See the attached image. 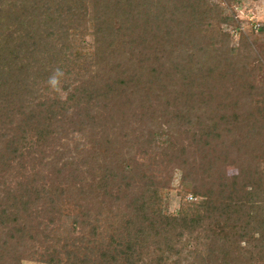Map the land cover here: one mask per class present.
I'll return each instance as SVG.
<instances>
[{
    "label": "rangeland",
    "instance_id": "obj_1",
    "mask_svg": "<svg viewBox=\"0 0 264 264\" xmlns=\"http://www.w3.org/2000/svg\"><path fill=\"white\" fill-rule=\"evenodd\" d=\"M198 1L206 6L197 8L198 12L194 14L201 17L202 23L187 25L183 19L174 20L172 17L181 15H172V8L168 7L162 11L167 22L158 36L152 38L159 48L158 64L166 62L165 67L169 68L172 65L163 58L167 56L160 45L174 27L168 49L174 48L175 59L180 64L192 63L199 77L198 84L205 83L206 87L194 89L196 96L207 98L204 108H219V101L227 104L234 101L245 112L242 120L231 127V132H226V137L212 140L211 146L204 149L208 157L220 160L219 169L209 172L211 177L217 173L233 176L242 169L240 160L248 158L254 166L258 162L262 167L264 164V0ZM96 2L0 0V33H4L3 37L12 32L15 36L22 33L19 24L20 21L28 24L25 17L28 12L34 17L43 12L39 18L35 17L39 26L46 37L47 33L55 34L48 37L54 44V52L59 51V57L63 55L61 60L67 59L59 66L64 73L59 91L51 89L47 83L54 70L47 75L46 81L42 79L44 65L39 61L33 69L25 70V76L19 74L18 69V76L12 75V79H19L22 85L21 88L15 85L20 93L16 104H7L3 99L7 98L4 94L14 91L13 88L3 89L0 100V264H70L67 250L77 252L79 245L85 247L83 253L89 258L80 264H104L102 261L108 257L112 264H125L120 259V248L125 249L128 241L137 240L135 235L140 221L137 219L135 225L134 217L135 226L132 227L130 222L137 212L134 200L140 196L138 192L144 182L138 175L134 177L128 173L125 177L122 174L125 165L120 169L121 161L126 158L140 162L137 166L132 161L131 168L137 174L141 163L150 162V151L142 153L141 145L134 139L135 131L140 127L156 126L155 113L161 112L167 97L157 101L149 94L152 91L144 88L143 95L150 100L149 108L141 106L134 96L118 90L114 91L117 96L112 95L113 99L110 96L111 107L107 112L103 93L109 88L108 85L103 87L102 81L99 85L103 89L94 94L93 99L86 97L83 84L94 86L99 75L109 84L123 70L121 67L116 74L114 61H105L97 55ZM71 5L75 7L74 12L82 13L80 20L69 24L67 17L57 22L59 12L68 10ZM178 5L182 3L178 2ZM205 9L207 13L203 11ZM62 23L74 27L58 32L57 24ZM30 30L37 31L35 25ZM14 45L12 39L11 49ZM27 45L29 43L23 48L24 54L29 53ZM6 55L0 54V65L8 63ZM77 55L79 59L76 60ZM29 60H33L31 54ZM48 72L50 67H46ZM178 78L174 81L178 93L191 88ZM255 85L258 88L253 89ZM207 87L210 90L206 92ZM70 92L76 96L67 104L68 110L61 108L60 115L59 109L50 134L41 136L36 130L37 123L29 117L30 111L38 110L40 103L51 99L66 100ZM260 110L262 114L258 112ZM255 116L259 117L258 123L252 120ZM117 132H129V141L125 144L117 141ZM182 138L191 153L197 155L202 141ZM201 153L191 171L171 162L160 173L154 174V182H159L155 190L162 199L164 212L176 214L187 201L200 200L193 194L196 182L186 176L197 170L200 175L206 173L205 182L211 179H206L205 165L199 164ZM249 163L244 164L245 172L250 169ZM101 177H108L107 181L110 180L113 186L105 191L104 185H99ZM207 235V232L200 233L198 240L192 239L190 248L180 256L169 257L167 264H215L218 247L213 243L214 238ZM156 239H150L148 251H154L158 256V249L152 244ZM230 241L227 246L234 254L231 253L226 264H234V261L236 264H259L250 254L240 255V241ZM102 252H106V257L101 255Z\"/></svg>",
    "mask_w": 264,
    "mask_h": 264
},
{
    "label": "trees",
    "instance_id": "obj_2",
    "mask_svg": "<svg viewBox=\"0 0 264 264\" xmlns=\"http://www.w3.org/2000/svg\"><path fill=\"white\" fill-rule=\"evenodd\" d=\"M197 1L97 0L96 2L98 12L94 16V22L97 27L95 30L97 55L105 61L113 60L116 64V74L121 67L123 70L121 69V73L115 76V79L111 80L109 84L105 78L102 80L100 75L97 77L94 86L89 83L83 84L82 90L85 91L86 97L93 99L94 94L108 85L109 90L105 89L106 93H103L106 95L104 102L107 112L111 107L110 99L117 96L114 91L118 92L119 90L122 94L132 95L141 106L147 105L149 108L150 100L148 96L143 95L144 88L152 91L149 94L155 96L157 101L161 100L163 96L167 97L163 103L164 108L160 113L157 111L155 113L156 126L154 128L152 126L150 128L140 127L135 131L137 137L134 135V139H137L139 143L137 144L141 145L139 149L143 150L142 153L150 151V162L141 163L140 173L137 174L131 168L133 166L132 161L137 166L140 162L126 158L121 161L120 169L125 165L124 173H122L125 177L128 173L134 177L138 175L144 182V186L141 185L138 192L140 196L134 200V207L137 212L132 215L130 222L132 227L134 217L136 218L135 225L140 221V225H137V235H135L137 240L135 242L126 241L125 249L120 248V259L125 264H167L169 257L182 255L186 248H190L192 239L198 240L202 232H207V236L214 238L215 242L213 243L216 244L215 247H218V256L214 259L215 264H226L229 260L233 251L230 249L229 252L227 244L232 239L240 241V255L250 254L253 259H258L259 264H264V164L262 167V164L258 162L254 166V164L249 163L247 158L246 161L240 160L242 169H239L237 174L223 176L217 173L211 177L209 172L214 170L216 172L219 169L220 160L208 157V152L204 151L211 146L212 140H220L224 136L226 137V132H231V127L242 120L245 112L234 101L229 103L230 105L219 101V108H204V102L207 98L196 96L195 90L202 86L206 87L205 83L198 84L199 77L195 74V67L192 63L180 64V61L175 59L174 48L168 49L175 33L174 27L167 33L168 39L163 38L166 41L160 45L161 50L163 49V53L167 56L163 58L169 60L172 66L165 67L167 66L165 65L166 62L158 64L160 61L159 48L153 38L158 36L159 30H162L165 22H167L162 11L168 7L172 8V15H181L172 17V19L178 21L183 19L187 25L202 23L201 17L197 18L194 14L198 12L197 8L202 9L206 6ZM178 2L182 5L179 6ZM74 10L75 7L71 5L68 10L60 11L59 15H56L57 22L61 18L67 17H69V24L75 23L73 21H79L82 13L74 12ZM203 11L207 13L206 9ZM42 14L43 12L38 13L35 17L39 18ZM25 17L28 19V24L24 25L22 21L19 24V31L22 30V33L15 36L12 32L7 37H3L4 33H0V54H8L6 55L8 63L0 65V100L5 91L3 89L12 87L14 90L8 92L9 94H4L8 98V100L6 97L3 98L7 104H16L17 99L20 98L21 81L12 79V75L17 74L18 76L17 69L18 72L20 71L19 74L22 73L25 76V70L33 69L39 61L44 65L42 79L46 81L47 75L59 68L60 63L64 64L67 61V59L61 60L63 55L59 57V51L54 52L52 46L54 44L48 37L55 34L47 33L46 37L43 28L39 26L36 18L30 12ZM31 17L34 18L31 19ZM89 17L90 13L87 20ZM34 22L36 24H33ZM69 24H57L59 25L57 31L61 32L63 28L68 31L69 28L74 27L68 26ZM33 25L37 31L30 30ZM2 38L6 39L7 42L3 41ZM12 39L16 45L11 49ZM28 43L29 53L26 51L24 54L23 48ZM29 54L33 58L32 61L29 60ZM57 57L59 58L57 59ZM78 57L79 55L75 59H79ZM46 67H50V72L46 73ZM177 75L183 84L189 85L191 88L178 93L174 84ZM143 77H145L144 80ZM101 81L103 87L99 85ZM252 88L258 87L255 85ZM75 89L77 90L78 87ZM207 90L210 88L207 87L205 91L207 92ZM75 96L74 93L70 92L66 100L51 99L49 102L40 103L38 110L30 111L29 117L37 123L36 130L41 136L50 134L51 127L56 122L58 110L60 109V115L61 108L67 111V104ZM210 105L213 106L212 103ZM258 112L261 113L262 111ZM99 115L101 116V114ZM255 117L256 119L252 120L258 123L259 117ZM202 124L204 125L200 128ZM129 136V132L124 134L117 132L116 139L125 144L126 141H129ZM182 136L190 140L196 141L198 138L202 141L198 149L200 153H204H201L202 157L199 159V164L205 165L208 170L206 179L208 177L211 179L205 182L206 173L202 172L200 175L197 170L193 174L187 175V178L196 182L194 183L193 194L200 200L187 201V205H183L176 214H169L162 209V199L158 191L155 190L159 182L158 184L154 182V174L160 173L171 162L177 163V166L187 172L188 170L191 171L194 165H197L196 157H198L199 152L196 151L197 155L191 153ZM244 158L242 157V159ZM245 163L250 164V169L246 172L244 171ZM113 177L115 178L116 175ZM108 179V177L99 178V185L102 183L105 191L113 186L110 180L107 181ZM249 187L251 189H248ZM152 237L158 239L153 240L152 243L158 249V256L154 254V251H148L149 247L151 248L149 241ZM164 246L165 248H163ZM78 249L77 252L67 250L66 254L71 260L70 264H80L83 260L84 262L89 260L88 256L83 253L85 247L79 245ZM101 255L106 257L107 254L102 252ZM232 257L235 260V256ZM102 262L104 264L113 263L110 257L104 258ZM234 264H236L235 261ZM253 264L257 263L254 262Z\"/></svg>",
    "mask_w": 264,
    "mask_h": 264
},
{
    "label": "clouds",
    "instance_id": "obj_3",
    "mask_svg": "<svg viewBox=\"0 0 264 264\" xmlns=\"http://www.w3.org/2000/svg\"><path fill=\"white\" fill-rule=\"evenodd\" d=\"M64 73L61 69L57 68L54 70L53 74L48 78V86L56 91H59L61 78L63 77Z\"/></svg>",
    "mask_w": 264,
    "mask_h": 264
}]
</instances>
